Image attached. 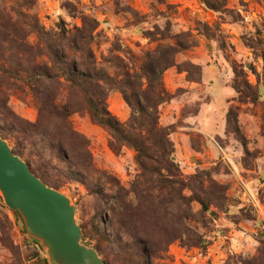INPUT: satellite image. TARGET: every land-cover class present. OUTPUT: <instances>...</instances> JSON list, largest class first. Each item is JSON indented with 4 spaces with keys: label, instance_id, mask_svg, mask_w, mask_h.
<instances>
[{
    "label": "rangeland",
    "instance_id": "1",
    "mask_svg": "<svg viewBox=\"0 0 264 264\" xmlns=\"http://www.w3.org/2000/svg\"><path fill=\"white\" fill-rule=\"evenodd\" d=\"M204 1L35 0L25 7L20 0H0V36L7 31L10 40L5 51L0 49V66L12 69L17 60L42 64L46 59L42 43L26 26L29 17L50 30L60 23L73 30L83 16L95 18L92 49L97 64L109 72H120L116 64L138 69L146 52L159 44H189L162 73L170 98L158 106V123L169 127L171 158L181 179L203 171L214 183L207 188V209L176 196L166 204L167 190L154 184L141 187L137 196L132 182L140 168L134 150L112 151L109 131L90 119L81 97L65 87L57 93L59 104L71 98L68 121L84 140L74 141L70 152L77 164L51 157L46 177L74 206L81 243L99 245L100 257L110 264L134 263L128 258L137 245L134 236L150 249L151 264H264V0H207L212 8ZM16 9L25 17L19 18ZM183 33L185 38L175 37ZM9 53L15 59L4 60ZM20 74L23 79L1 77L0 88L18 121L32 130L42 125L31 91L36 83ZM106 103L118 120H127L131 111L118 89L109 90ZM229 108L237 114L238 133L226 123ZM145 109L148 116L154 112ZM38 139L16 138L31 168L41 158ZM5 140L15 147L11 137ZM72 169L84 174L83 183L70 178ZM176 190L186 199L190 195L182 185ZM46 263L41 241L26 231L23 218L0 192V264Z\"/></svg>",
    "mask_w": 264,
    "mask_h": 264
},
{
    "label": "trees",
    "instance_id": "2",
    "mask_svg": "<svg viewBox=\"0 0 264 264\" xmlns=\"http://www.w3.org/2000/svg\"><path fill=\"white\" fill-rule=\"evenodd\" d=\"M34 3L35 0H20L19 6L31 7ZM204 3L212 8L207 0ZM15 13L19 18L25 17L21 9H16ZM26 24L29 32L35 34L42 43V55L46 59L42 61V64H34L31 61H28L29 64H23L21 60H17L16 69L0 66V78L15 76L17 79H23L20 74L22 72L26 73V80L36 83V85L32 84L31 91L39 116H42V125L37 123L33 125L32 130L24 127L9 109L6 92L0 88V136L3 139L11 137L16 142L12 151L24 158L30 170L45 184L56 188V185L46 177V163L51 162V157L68 164H77L71 162L70 152L74 149V141L82 142L84 138L72 130L68 121V116L74 111L72 100L68 95L64 103L56 102L58 91L65 87L81 97L90 119L109 131L108 145L112 151L119 152L122 146H128L134 150L135 160L140 168L138 178L132 182V191L137 196L142 195L141 187L154 184L160 190H167L166 204L172 203L173 196H176L186 200L188 204L196 201L203 209H207L206 198L209 200L207 188L211 189L214 183L204 179L203 171L190 175L187 181L181 179L179 166L171 158L169 127L158 123V106L170 98V94L163 87L162 73L166 68L175 64V54L188 47L187 41L176 40L172 44H159L154 50L146 52L138 69L124 68L123 65L116 64L120 72H109L104 66L97 64L92 49L98 26L95 18L83 16L81 26L73 30L64 26L63 23H60L56 29H45L34 17H29ZM184 36H186L184 33L175 35V37L182 38ZM7 40H9V33L3 31L2 34L1 32L0 49L4 48L3 51L6 50L10 41ZM15 57V54L9 53L4 56V60L15 59ZM117 60L120 58L117 57ZM189 65L195 67L200 74V68L197 65ZM184 70L188 71L187 68ZM234 72L236 76L239 73L235 69ZM235 80L233 87L240 91V86ZM113 88L120 91L130 108L131 113L126 121L118 120L107 107V94ZM145 106L154 110L151 116L146 114ZM236 116V112L229 108L226 113V123L235 133H238ZM14 118L17 120L15 121ZM49 122L58 124V126L51 127ZM31 136L41 140L38 139L41 158L34 168H31L28 158L23 157V150L19 148L22 142L16 140V138L23 140ZM84 146L85 143L83 148ZM47 156L50 159H47ZM69 173L73 180L82 183L85 181L82 172L72 169ZM177 185L190 190L187 199L176 190ZM95 192L101 194V190L97 189ZM134 237H136L137 245L128 258L134 262L132 264H151L150 249L141 238ZM94 247L100 254L99 245ZM261 252L264 253V242H262ZM102 258L106 264H110L107 258L104 256Z\"/></svg>",
    "mask_w": 264,
    "mask_h": 264
},
{
    "label": "water",
    "instance_id": "3",
    "mask_svg": "<svg viewBox=\"0 0 264 264\" xmlns=\"http://www.w3.org/2000/svg\"><path fill=\"white\" fill-rule=\"evenodd\" d=\"M0 192L26 231L41 241L50 264H106L95 248L81 243L69 198L37 177L1 136Z\"/></svg>",
    "mask_w": 264,
    "mask_h": 264
}]
</instances>
